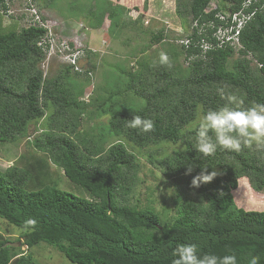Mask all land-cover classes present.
Masks as SVG:
<instances>
[{"label": "trees", "instance_id": "16d2710c", "mask_svg": "<svg viewBox=\"0 0 264 264\" xmlns=\"http://www.w3.org/2000/svg\"><path fill=\"white\" fill-rule=\"evenodd\" d=\"M211 1L177 2L182 40L190 43H179L181 52L164 50L171 57V69L143 60L135 70L118 67V78L123 80L108 81L100 89L103 96L91 93L88 101H81L94 67L83 70L65 64L56 77H45L37 68L44 60V47L37 44L47 30L30 25L15 31V24L4 30L2 17L13 15L7 14L12 0H0V145L31 137L30 123L45 120L53 109L44 130L27 142L33 150L31 160L22 168L12 165L0 171V219L23 231L22 246L32 249L44 243L72 264H172L178 245L195 244L199 255L234 254L238 264H248L255 256L264 264V211L239 206L235 199L240 178L248 179L256 191L264 189V152L218 148L214 156L204 157L195 148L199 123L189 128L199 115L224 105L217 90L225 85L244 100L245 107L264 103V0L247 10L255 14L240 30V49L226 46L202 53L197 45L202 35L193 23L198 28L210 20L220 24L217 14L228 16L246 0H215V9L209 8ZM31 2L36 5V0ZM129 14L116 5L108 19L123 32L148 35L140 55L166 40L163 31L144 29L142 17L132 19ZM83 16L91 19L90 29L101 28L102 14ZM67 45L72 53L73 43ZM181 54L187 62L184 68L176 63ZM235 54L238 58L229 66ZM83 114L108 116V131L116 143L105 148L103 135L82 138L77 129ZM133 115L152 119L155 131L129 128ZM179 141L183 151L172 150L161 159L148 157L166 178L175 180L176 216L161 222L152 207L128 202L138 164L125 143L144 149ZM52 167L60 169L84 196L59 188ZM204 169L218 174L193 188V179ZM29 218L37 221L34 230L24 229ZM9 242L0 233V264H38Z\"/></svg>", "mask_w": 264, "mask_h": 264}, {"label": "rangeland", "instance_id": "374dc122", "mask_svg": "<svg viewBox=\"0 0 264 264\" xmlns=\"http://www.w3.org/2000/svg\"><path fill=\"white\" fill-rule=\"evenodd\" d=\"M38 1L36 0L35 6L40 9L44 22L51 28L54 42L62 43V41H70L73 43L74 49L90 51V54L86 55L84 53L83 57L75 60L70 59L66 55L56 56L51 52L50 55H45L44 60L37 66L43 75L49 78L56 77L63 66L67 63L72 64L71 62H74L77 67L80 65L83 70L94 67L90 73L92 75V79H90L92 80L90 81L91 84L86 83L83 96L80 98L81 101H88V96L91 93L94 97L103 96L104 93L100 89L108 81L117 79L120 82V80H123L122 77L118 78L119 75L116 68L123 67L125 71H129L130 69L135 70L139 61L159 62L160 52L168 48L173 50V52L176 50L180 51L179 43L183 41L182 39L185 36L175 13V6L178 1L185 3L186 0H118V2L116 0ZM213 2L216 3L215 0ZM25 3V0H13L8 5V12L13 13V15L2 17V27L4 30L13 27L14 24L13 29L15 31L28 26V21L22 18V15L26 14ZM116 5L125 7L130 11L129 15L133 19L142 17L139 22L144 29L146 28L152 32L163 31L166 40L148 50L146 54L140 55L138 50L141 43L146 42L148 35L141 32H123V29L114 27L108 16ZM32 6H34L33 3ZM136 7L139 11H137ZM143 10H145L144 13L142 12ZM89 12L96 16L99 14L103 15L101 28H97L96 30L89 28L91 19H84L83 16L84 13L88 14ZM142 13L145 17L141 15ZM52 47L55 48V45L53 44ZM237 58L238 54H235L229 60V66ZM248 59L250 60L251 57L247 56ZM184 60V55L181 54L178 56L176 63L181 68H184L187 66V62ZM255 65L254 61L251 60L250 66L256 69L257 65ZM72 78L71 80L76 83L82 82L81 79ZM137 105L140 107L142 103L139 102ZM52 111V108L49 109L45 120L42 119L30 123L28 133L31 137L18 139L14 143H3L0 145V171H4L12 165L22 168L31 160L33 150L30 146H27V142L44 130L46 120L50 117ZM201 117L199 115L189 128H194L196 123L200 122ZM79 125L77 131L82 138L103 135L105 148L117 141V138L112 136L108 131V116L88 118L87 114H83L79 120ZM125 147L133 152L138 164L134 186L128 195V202L130 204H137L140 208L152 207L158 214L161 222L172 221L176 216V207L178 205L176 201V187L174 185L175 180L174 178H166L158 168L149 163L148 157L152 155L153 159H161L170 154L172 150L183 151V142L179 141L174 145L170 143L155 144L144 149L132 148V146L125 143ZM51 171L53 172L52 177L59 188L75 195L84 196V194L78 191L76 186L63 176L60 169L52 167ZM239 183V189L236 191L235 197L238 205L248 209L264 211V189L261 191L254 190L249 180L244 177L239 179ZM0 233L5 239L10 241L11 245L20 247L21 251L29 254L38 264H72L60 252L44 243L32 249L22 246L21 235L23 231L6 224L1 219Z\"/></svg>", "mask_w": 264, "mask_h": 264}, {"label": "clouds", "instance_id": "9594fccd", "mask_svg": "<svg viewBox=\"0 0 264 264\" xmlns=\"http://www.w3.org/2000/svg\"><path fill=\"white\" fill-rule=\"evenodd\" d=\"M25 2V19L27 21L30 19L31 8H33L43 20L42 12L38 10V7L32 6L31 0H25ZM7 14L11 13L7 11ZM159 64L168 69L173 67L171 57L164 51L159 54ZM228 88L229 86L225 85L217 90L225 101L224 105L216 110L209 109L201 117L195 136L196 151L204 157L214 156L218 148L237 153L243 148H255L258 152H264V103L252 102L250 106L245 107L244 100L228 91ZM127 126L139 129L144 133L155 131L154 121L139 115H133ZM191 171L192 169L188 168V173ZM217 174L215 171L207 173L206 169L202 170L201 174L193 179L192 187H199L200 182H210ZM36 225L37 221L34 218H29L24 223V229L34 230ZM173 255L176 258L172 264H238L234 254L199 255L195 244H180L176 247ZM248 264H259V258L250 257Z\"/></svg>", "mask_w": 264, "mask_h": 264}, {"label": "built area", "instance_id": "2783aa9c", "mask_svg": "<svg viewBox=\"0 0 264 264\" xmlns=\"http://www.w3.org/2000/svg\"><path fill=\"white\" fill-rule=\"evenodd\" d=\"M259 0H246L241 4L239 10L232 14H228V16H224L221 14H217L215 16L216 19L220 21V24L215 25L214 21L210 20L204 23L201 28H198L197 22H194L192 27H196L199 30V35H202V38L197 42V45L201 49L202 53L210 49H220L226 46L232 47L234 50L240 49L239 42V33L242 27L254 16L255 11L250 13L247 10ZM213 0L209 4V8L215 9L216 4ZM31 16L32 18L28 20V26H39L47 30V35L41 41L38 42V46L44 47L43 51L45 55L52 52L53 55L69 56L70 59H78L79 57L84 56V51L80 49H75L72 53L67 45V42L62 41V43L54 42L51 34V28L42 20V18L36 13V11L31 8ZM212 39L213 41H209ZM54 42V43H53ZM180 43L187 46L190 41L188 39L181 41ZM55 45V48L52 45ZM47 50L45 47H47ZM67 63L69 65L75 66L74 62ZM77 69V66H76Z\"/></svg>", "mask_w": 264, "mask_h": 264}, {"label": "crops", "instance_id": "0c3cea01", "mask_svg": "<svg viewBox=\"0 0 264 264\" xmlns=\"http://www.w3.org/2000/svg\"><path fill=\"white\" fill-rule=\"evenodd\" d=\"M143 17H145V15L144 14H141ZM133 19V18H132Z\"/></svg>", "mask_w": 264, "mask_h": 264}, {"label": "bare ground", "instance_id": "6f19581e", "mask_svg": "<svg viewBox=\"0 0 264 264\" xmlns=\"http://www.w3.org/2000/svg\"><path fill=\"white\" fill-rule=\"evenodd\" d=\"M7 2V1H6ZM8 7V6H7ZM1 10V9H0ZM23 21V20H22ZM52 32V31H51ZM186 56V55H185Z\"/></svg>", "mask_w": 264, "mask_h": 264}]
</instances>
